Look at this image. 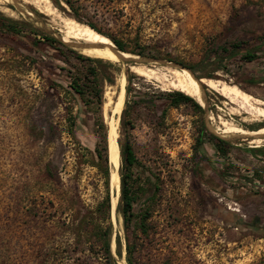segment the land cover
Returning a JSON list of instances; mask_svg holds the SVG:
<instances>
[{"label":"rangeland","instance_id":"374dc122","mask_svg":"<svg viewBox=\"0 0 264 264\" xmlns=\"http://www.w3.org/2000/svg\"><path fill=\"white\" fill-rule=\"evenodd\" d=\"M73 1L127 52L144 48L142 65L186 69L264 101V0ZM51 2L73 17L64 0ZM20 3L0 0V19L20 30L0 21V264H105L100 233L110 226L117 264H264V153L255 150L264 141L230 136L219 151L214 138L222 120L256 130L263 118L204 82L206 103L174 106L162 93L179 90L133 72L131 62L80 59L49 15ZM122 90L112 154L116 114L106 103ZM127 138L137 156L127 170L129 225L117 212ZM106 144L110 179L97 157ZM108 196L112 209H102Z\"/></svg>","mask_w":264,"mask_h":264},{"label":"bare ground","instance_id":"6f19581e","mask_svg":"<svg viewBox=\"0 0 264 264\" xmlns=\"http://www.w3.org/2000/svg\"><path fill=\"white\" fill-rule=\"evenodd\" d=\"M6 1L11 4H14L17 7H20L21 5L20 0H6ZM26 1H28V3L30 2L31 4H33L41 12L49 15L52 23L56 25V27L60 32L59 34H55V35L58 38H60V40H62L66 44L71 45L76 50L88 56L105 57L115 62H122L130 57H137L135 54H132L124 50L120 51L119 49H117L118 47L109 39V37L100 33L90 25L83 23L74 17L69 16V14L66 15L63 12L59 11L57 8L53 6L51 2L52 0L51 1L26 0ZM164 69H166L167 72L162 71L161 69H159V67L158 68L149 67L142 64L131 65V70L139 74L140 76L154 79L164 87H171L175 90H179L195 98L199 103L204 104L203 93L201 92L198 80L195 78V76H193L186 69H180V70L179 69L170 70L169 68H164ZM120 81H121L120 82L121 86H123L124 85L123 81L122 80ZM202 81L206 83L210 88L218 91L220 94L225 96L230 102L239 105L244 112L248 113L251 116L262 117L264 120V101L259 97L256 98L251 94L247 93L246 91L242 90L239 86L229 84L223 81L207 79V78H203ZM124 98H125L124 92L122 90L117 94L115 93L114 96L110 94L109 101L106 103L108 105H111L112 109L115 108L114 114H116L115 118L113 117L114 119L112 121V129H111L112 154L115 153L117 147L116 146V138L118 136L117 125L120 121L119 116L123 110ZM220 122L222 124L223 130L219 135L222 138L227 139L230 136H237V137L242 136V137L251 138L250 140L251 142L264 141V126H261L256 130L255 129L252 130L227 120H222ZM113 180H114L113 203L116 206L118 201V195L120 193L119 185L117 184L118 178L116 174L113 175Z\"/></svg>","mask_w":264,"mask_h":264},{"label":"trees","instance_id":"16d2710c","mask_svg":"<svg viewBox=\"0 0 264 264\" xmlns=\"http://www.w3.org/2000/svg\"><path fill=\"white\" fill-rule=\"evenodd\" d=\"M72 9L73 11V17H75L77 20L86 23L88 25H90L91 27H93L94 29H96L97 31H99L100 33L106 35L107 37H109L115 44L116 46L124 51H128L127 47L124 45L123 41L120 40L118 37H116L115 35L105 32L102 29H100L97 25V23L89 18L86 17L82 11L80 6L76 5L75 2L73 0H64ZM1 22H3L7 27L6 30L9 32H15V33H19L20 30L18 29V21H15L11 18L5 17L2 15ZM47 40L50 41H55L56 39L54 37L51 36H47ZM235 47H239V45H233ZM223 49V51H228V49H226L225 47H221ZM131 52L139 54V55H144L145 51L144 48L141 47V49H133L131 50ZM78 57L80 59H87V60H92V61H97V62H102L101 59L99 58H93L91 56L88 55H84L82 53L78 54ZM245 58H248L249 60H251L252 58L255 57V54H246L244 56ZM92 73H94L95 75V80L93 81V83H95V87H98V75L96 73V69L94 71H92ZM72 88L80 93L82 96H84L85 91L83 90V85L80 84H76V85H72ZM94 88V85H93ZM96 89V93L98 95L99 98L102 97V92L101 89ZM162 95H165L166 97L169 98L170 102L172 105L174 106H178L181 103H189L191 101H193V98L181 91H166L164 93H162ZM197 106L200 108V105L197 104ZM126 124V123H124ZM100 125L102 127H104V123L101 122ZM104 140H107L106 136L104 135ZM214 138L216 139V145H217V149L219 151H223L221 144H227L228 142L218 136H214ZM199 146L202 145L203 141L202 139H199ZM121 147V156H122V170L120 172L121 175V196H120V200L118 203V207H117V212L121 213L124 219V223L126 225H129V223L132 220V217L134 216V211H133V202H134V195H133V191H132V186L130 183V177L131 175L128 174V169L134 165H136L137 163V156H136V152L134 150L133 144L131 143L130 139L127 138L125 139L124 142H121L120 144ZM258 153L259 152H263L264 153V149H260V147H256L255 149ZM261 150V151H260ZM224 153H226L224 151ZM97 157L99 159V165L101 167L102 170H104L105 174L107 177L111 176L110 173V155H109V151H108V144L104 145V148L97 149ZM101 208H107V209H112V201L110 196H108L106 198L105 203L101 204ZM112 230H111V226L108 227L106 230H103L100 233V238L103 241V248H104V255H105V264H117L115 255L112 251V247H111V241H112V234H111ZM116 243H117V254L121 255V251L119 250L120 244H121V237L119 234L116 235Z\"/></svg>","mask_w":264,"mask_h":264},{"label":"water","instance_id":"95a60500","mask_svg":"<svg viewBox=\"0 0 264 264\" xmlns=\"http://www.w3.org/2000/svg\"><path fill=\"white\" fill-rule=\"evenodd\" d=\"M110 39V38H109ZM111 40V39H110ZM112 41V40H111ZM113 42V41H112ZM65 43V42H64ZM114 43V42H113ZM66 44V43H65ZM115 44V43H114ZM67 45H69V44H67ZM116 45V44H115ZM69 46H71V45H69ZM72 47V46H71ZM117 49H119V48H117ZM120 51H123V50H121V49H119ZM131 53V52H130ZM132 54H134V53H132ZM137 57H130V58H128V59H126L125 61H127V62H131V63H134L135 65H140L141 63H143V59H140V55L139 54H135ZM196 78V77H195ZM197 80H198V83H199V87H200V89H201V92L203 93V98H204V90H203V86H202V84H201V82H203L202 81V79H198V78H196ZM207 79H210V78H207ZM206 84V83H205ZM207 85V84H206ZM205 101V103H206V100H204Z\"/></svg>","mask_w":264,"mask_h":264},{"label":"flooded vegetation","instance_id":"af4514ba","mask_svg":"<svg viewBox=\"0 0 264 264\" xmlns=\"http://www.w3.org/2000/svg\"><path fill=\"white\" fill-rule=\"evenodd\" d=\"M264 126V125H263Z\"/></svg>","mask_w":264,"mask_h":264}]
</instances>
